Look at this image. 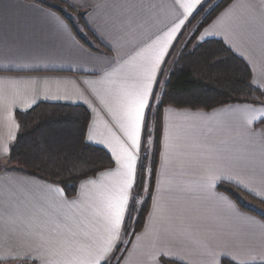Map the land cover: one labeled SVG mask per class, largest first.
I'll list each match as a JSON object with an SVG mask.
<instances>
[{"label": "crops", "instance_id": "1", "mask_svg": "<svg viewBox=\"0 0 264 264\" xmlns=\"http://www.w3.org/2000/svg\"><path fill=\"white\" fill-rule=\"evenodd\" d=\"M60 1L74 9L68 17L75 27L37 0H0V256L43 251L38 233L51 232L57 218L61 228L88 226L103 231L91 205L101 185L116 180L101 175L117 167L111 149L118 148V141L130 143L119 118L124 90L141 79L146 57L151 55L148 46L184 19L179 4L185 0ZM204 1L170 42L157 69L149 105L178 40ZM77 13L92 36L80 28ZM78 31L89 36L91 45ZM213 37L222 39L248 63L252 83L264 90V0H233L201 29L197 41ZM42 101L87 106L91 120L86 139L105 148L114 160L112 167L80 180L73 196L62 186L19 171L8 162L18 132L16 112ZM261 113L264 103L234 102L210 110L163 109L161 153L149 213L119 264H214V254L224 252L237 263L249 264L253 256L257 259L251 263L262 262L264 206L246 200L256 205L259 213L254 212L218 188L220 182H230L264 201ZM256 116L261 118L253 120ZM142 136L143 128L141 145ZM140 151L141 147L136 153V173ZM210 163L221 176L214 187L205 179ZM135 181L136 174L134 185ZM124 224L125 220L108 261L125 241ZM161 252L183 259L165 258ZM0 263L41 264V260L0 259Z\"/></svg>", "mask_w": 264, "mask_h": 264}, {"label": "trees", "instance_id": "2", "mask_svg": "<svg viewBox=\"0 0 264 264\" xmlns=\"http://www.w3.org/2000/svg\"><path fill=\"white\" fill-rule=\"evenodd\" d=\"M37 1L60 12L75 27L74 20L68 17L75 13L72 7L60 0ZM232 1L205 0L166 63L168 69L162 72L145 114L133 197L124 224L125 241L118 245L109 264L120 262L133 236L145 225L160 160L163 109L174 106L210 110L234 102L264 103V90L252 83V70L240 55L220 38L197 41L201 29ZM77 15L80 28L92 36L82 14ZM78 33L91 45L89 36ZM16 119L18 132L8 155L9 164L62 186L68 196L76 194L80 180L114 165L105 148L87 141L91 111L83 104L42 101L29 110L17 111ZM218 188L254 212L259 213L246 200L264 206L263 200L233 183L222 181ZM222 264L238 263L224 258Z\"/></svg>", "mask_w": 264, "mask_h": 264}, {"label": "snow or ice", "instance_id": "3", "mask_svg": "<svg viewBox=\"0 0 264 264\" xmlns=\"http://www.w3.org/2000/svg\"><path fill=\"white\" fill-rule=\"evenodd\" d=\"M199 3L200 0H185L179 4L183 9L184 19L179 20L162 38H158L155 45L148 46L146 51H151V55L146 57L145 67L140 73L141 79L124 90L119 118L122 121L121 127L130 143L125 144L118 141V148L111 149L117 167L109 172L101 173V175H111L116 177V180L111 185H101L97 200L91 205L95 217L99 218V222L103 224V231L100 232L95 227L88 226L61 228V221L57 218L53 221L57 227L52 228L51 232L47 235L44 232L38 233L42 240L40 247L43 251L37 252L35 255L27 252L23 257L0 256V259H40L41 264H109L108 256L119 240L121 226L130 202L129 194L134 185L136 174V153L141 147L145 110L149 106L157 69L164 60L175 34ZM106 75H111V73ZM261 116H264V113H261ZM261 116L252 119L258 121ZM247 122L251 123L252 120ZM91 138L89 137V139ZM209 168V174L205 179L209 187H214L221 176L216 174L214 164L210 163ZM87 183L94 184L95 181ZM249 191L252 190L249 189ZM55 192L63 195L62 189L56 188ZM71 203L74 204L75 201ZM81 225H84V221H81ZM40 226L47 227L46 224ZM160 255L165 258L183 259L163 252ZM214 255L216 257L214 264H219L220 258H230L235 261V257L227 252ZM256 259L255 256L251 257L249 264ZM260 260L264 262V256H261ZM238 264H245V262L240 261Z\"/></svg>", "mask_w": 264, "mask_h": 264}, {"label": "rangeland", "instance_id": "4", "mask_svg": "<svg viewBox=\"0 0 264 264\" xmlns=\"http://www.w3.org/2000/svg\"><path fill=\"white\" fill-rule=\"evenodd\" d=\"M168 68H165L164 71H167ZM162 82H163V79H162ZM6 164V163H5ZM252 204H255L254 202ZM257 205V204H256ZM256 205L254 206V208H256ZM260 208V207H259Z\"/></svg>", "mask_w": 264, "mask_h": 264}]
</instances>
